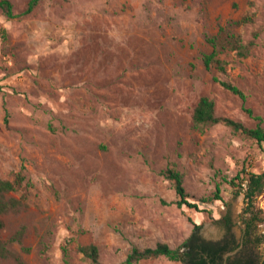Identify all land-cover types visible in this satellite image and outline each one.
I'll list each match as a JSON object with an SVG mask.
<instances>
[{"label": "rangeland", "instance_id": "rangeland-1", "mask_svg": "<svg viewBox=\"0 0 264 264\" xmlns=\"http://www.w3.org/2000/svg\"><path fill=\"white\" fill-rule=\"evenodd\" d=\"M10 1L13 18L0 8V176L13 180L24 164L33 186L24 206L0 215L13 253L0 264H90L80 244H95L103 264H127L134 246H179L190 217L203 236L220 238L229 215L240 237L244 189L217 172L264 169V148L222 123L199 130L192 115L208 96L218 116L264 127V0H40L30 13V0ZM246 14L254 21L236 31L245 40L259 33L252 54L227 52L225 70L207 69V37ZM169 166L193 201L220 184L224 201L199 202L211 217L175 203ZM257 202L264 208V193ZM253 235L264 258V223Z\"/></svg>", "mask_w": 264, "mask_h": 264}, {"label": "trees", "instance_id": "trees-1", "mask_svg": "<svg viewBox=\"0 0 264 264\" xmlns=\"http://www.w3.org/2000/svg\"><path fill=\"white\" fill-rule=\"evenodd\" d=\"M40 0H30L25 10V13H30L38 5ZM0 8L6 13L9 18H13V4L10 0H0ZM254 21L253 15L246 14L239 20L231 19L225 24L220 25L216 34L207 37L208 43L212 46V51L203 54V61L207 69L217 68L218 70H225L228 62L221 56L227 52L235 51L240 57H248L252 54L254 47L257 45L256 39L259 33H254V38L245 40L242 34L236 31L239 25L251 23ZM220 84L226 89L230 90L236 95H239L243 100L246 99L244 92L231 82L221 81L216 78ZM249 114H253L249 108L245 109ZM193 125L199 130L206 127L222 123L236 133L246 135L264 148V127L259 123L255 127H248L244 123L234 120L229 117L218 116L215 111V102L208 96H202L196 104L193 115ZM25 165L22 164L20 170L15 174L13 180L5 179L0 176V215L11 211H17L26 204L29 198V188L33 186L32 181L24 173ZM167 179H169L176 191L177 200L175 203L179 206H187L190 209L204 211L209 217L213 214V209H200L199 202L213 203L217 200L224 201L222 195V188L217 184L213 195L202 197L198 201H193V198L187 192L184 185L183 174L174 166H169L166 171ZM217 176L221 178L232 190L244 189L246 207L244 214L247 217L244 219L247 231H250V236L253 235L254 228L259 223H264V208L260 207L257 199L264 193V169L260 171L254 170V167L249 164H244L233 176L223 175L220 171ZM23 190L21 198L5 197L6 193ZM229 227L232 226V221L228 215ZM193 224L190 235L177 247H171L168 243L159 242L154 247L140 248L134 246L128 253L126 258L127 264H137L142 260L155 259L165 257L171 261L181 262L183 264H210L214 262L219 248L217 245L225 243L228 245L232 241L227 238L223 241L208 240L202 235V224L197 223L191 217ZM3 222L0 220V228ZM23 230L17 232L12 238L11 242L21 241ZM252 242V239H250ZM257 244L262 242L261 237H257L254 241ZM8 242L0 239V254L2 256H11L13 253L7 248ZM25 250H30L25 248ZM78 251L83 258L88 260L90 264H103L100 261L99 249L95 244L78 245ZM18 258V257H17Z\"/></svg>", "mask_w": 264, "mask_h": 264}, {"label": "flooded vegetation", "instance_id": "flooded-vegetation-1", "mask_svg": "<svg viewBox=\"0 0 264 264\" xmlns=\"http://www.w3.org/2000/svg\"><path fill=\"white\" fill-rule=\"evenodd\" d=\"M228 215L221 218L220 223H222L225 228V233L220 238H208L206 239L213 241H223L226 238L232 243L226 245L225 243L217 245L219 248L216 259L210 264H263L264 258L259 253L260 244L254 241L260 236H250V231H247L246 225L241 231L240 237H237L235 233L232 232V228L229 227ZM202 233V232H201ZM203 235V233H202ZM252 239V242L250 241Z\"/></svg>", "mask_w": 264, "mask_h": 264}]
</instances>
